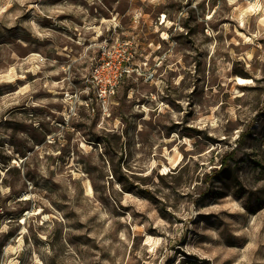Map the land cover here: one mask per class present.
I'll use <instances>...</instances> for the list:
<instances>
[{
	"label": "rangeland",
	"instance_id": "rangeland-1",
	"mask_svg": "<svg viewBox=\"0 0 264 264\" xmlns=\"http://www.w3.org/2000/svg\"><path fill=\"white\" fill-rule=\"evenodd\" d=\"M263 18L0 0V264H264ZM126 40L140 73L103 105L91 61Z\"/></svg>",
	"mask_w": 264,
	"mask_h": 264
},
{
	"label": "built area",
	"instance_id": "built-area-1",
	"mask_svg": "<svg viewBox=\"0 0 264 264\" xmlns=\"http://www.w3.org/2000/svg\"><path fill=\"white\" fill-rule=\"evenodd\" d=\"M126 40L115 48L101 47L100 55L90 64L91 90L94 99L108 104L117 93L122 82L140 71V65L134 64V54ZM140 73V72H139Z\"/></svg>",
	"mask_w": 264,
	"mask_h": 264
},
{
	"label": "bare ground",
	"instance_id": "bare-ground-1",
	"mask_svg": "<svg viewBox=\"0 0 264 264\" xmlns=\"http://www.w3.org/2000/svg\"><path fill=\"white\" fill-rule=\"evenodd\" d=\"M261 21L264 22V18H263ZM248 82H250V80H249V79H246V78H243V77H238V79H237V83H238V84H246V83H248ZM66 96H67L68 98H72L70 94H66ZM88 191H89L90 193H93V187H92L91 185H89V187H88Z\"/></svg>",
	"mask_w": 264,
	"mask_h": 264
},
{
	"label": "trees",
	"instance_id": "trees-1",
	"mask_svg": "<svg viewBox=\"0 0 264 264\" xmlns=\"http://www.w3.org/2000/svg\"><path fill=\"white\" fill-rule=\"evenodd\" d=\"M128 79V78H127ZM127 79H125L123 82H122V84L127 80ZM121 84V85H122ZM120 85V86H121ZM120 86H119V88H120ZM119 88H118V90H119ZM118 90H117V92H118ZM96 100V99H95ZM231 155H233V153L231 154ZM233 157L232 156H226V158L224 159V160H222V163H221V165H222V167H228L229 166V163H228V161H230V159H232Z\"/></svg>",
	"mask_w": 264,
	"mask_h": 264
}]
</instances>
